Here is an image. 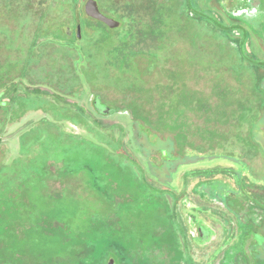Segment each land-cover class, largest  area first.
Returning <instances> with one entry per match:
<instances>
[{
    "label": "rangeland",
    "instance_id": "1",
    "mask_svg": "<svg viewBox=\"0 0 264 264\" xmlns=\"http://www.w3.org/2000/svg\"><path fill=\"white\" fill-rule=\"evenodd\" d=\"M85 1L0 0V264L81 261L87 246L77 235L118 212L128 238L148 234L140 248H159L145 254L150 261L206 264L215 252L186 243L183 228L195 221L192 213L220 231L219 242L240 235L238 215L217 196L241 195L239 169L246 182L264 178L251 132L261 116L264 124V70L199 17L200 10L211 14L212 0H97L120 21L114 28L88 16ZM258 2L251 9L259 12ZM254 36L264 50V35ZM253 52L264 59L259 47ZM93 94L119 113L98 117ZM135 120L151 147L139 150L144 159L159 163L152 147L178 140L185 165L167 176L177 194L161 188L154 171L148 182L145 160L132 151L137 141L131 150L125 145ZM254 133L264 151V134ZM212 186L215 199L207 197ZM230 203L244 213L243 201ZM210 206L229 218L211 219ZM165 208L177 216L174 229L165 230L158 217ZM112 251L117 264H131L128 253Z\"/></svg>",
    "mask_w": 264,
    "mask_h": 264
},
{
    "label": "flooded vegetation",
    "instance_id": "2",
    "mask_svg": "<svg viewBox=\"0 0 264 264\" xmlns=\"http://www.w3.org/2000/svg\"><path fill=\"white\" fill-rule=\"evenodd\" d=\"M226 1H227V3L231 2L230 0H226ZM98 4H99V2H98ZM243 4L244 5L239 9L243 10L246 8H251L246 4V2ZM84 8H85V5H84ZM99 8H100V4H99ZM100 10H101V8H100ZM94 20L102 22V21L97 20V19H94ZM244 26H247L246 21H245ZM62 29H63V33L66 36H69V33L66 32L67 31L66 29H68V30H70V29L68 27H63ZM76 35H77V27H76ZM77 37H78V35H77ZM249 40H254L253 41L255 44L254 49L256 47H259V49H261L263 51V54H264L263 45L260 41H258L255 38V36L250 37ZM248 41L246 42L247 48H248ZM253 57L258 58L259 57L258 53L254 54ZM258 59H261V58H258ZM259 86L264 87V84L260 83ZM79 90H81V92H82L81 87L79 88ZM56 95L59 96L61 100H64L63 94L59 95L58 93H56ZM96 96L100 97V100L102 101V103H104V104H107V103H105L102 100V98L99 94H93L92 95L93 100L91 99V101H93V110L96 112L98 117H105V118L111 119L110 116H116V114L119 113L120 109H117V108H116V111L114 113H109L108 115H104L102 113H99L95 107V104H94ZM107 105L110 106L109 104H107ZM110 107H113V106H110ZM262 117L263 116H261V118L259 119V123H260L259 125L255 122V126H256L255 128L264 134V126H263L264 124H262L260 121L262 119ZM121 133H119V135ZM131 134H132V138L130 137L129 141H124L127 148H129L131 150L130 145H133L134 142L137 141L136 143H138L137 145L140 146V148L135 147L134 150H132V151H137L139 153V150H142V151H145L147 153L151 150V147L148 146V141L144 138L143 134L141 136H140V134H137V135L135 133H131ZM156 135H159V139L162 136L161 134H158V133H156ZM262 136H264V135H262ZM162 137H164V136H162ZM252 138L255 140L254 145L256 146V149L261 154H263V157H264V151L262 150V145H261L262 142L259 141L258 138H256L255 133L252 134ZM177 142H178V140H174L173 145L168 146L167 148H162V143L159 144L158 148L152 147L153 148L152 151L157 152V154L159 156V160H160L159 163H157L156 161H154L152 159H144V157L141 156L143 154L141 151H140L141 153H139V154L137 153L138 157L143 159V162L145 160L144 164L146 165V168L143 167L144 164L143 165L141 164L143 167V168L142 167L141 168H142L143 173H145L147 176V179H148L147 181L150 182L149 181V178H151L150 171H154L155 172L154 174L159 178L156 181L157 182L160 181L162 183L161 188H168L169 192L173 191L170 188L171 187L173 188V186L175 184L172 186L171 183H169V182H171V179H168L167 176L168 177L172 176L171 170L176 171V170H178V168L185 165L183 163L185 161V159L181 158L176 153ZM160 150H163L162 151L163 153L160 152ZM166 151H169L170 155H173L176 157L175 158L163 157L164 152L167 153ZM150 162H154L156 166H152L150 164ZM242 168H244V169L247 168V165L244 162L242 164ZM187 172H189V171H187ZM236 174H237V177L239 178V185H240V191H238V192H240L241 195L233 194L232 196L227 195V198H225L224 196H217V198L220 199V202L223 203V206L226 208V210L228 212L232 213L233 215L236 214L239 217V224L238 225H239V228L241 230V233L237 237V239H235L233 241V243H226L231 239V235H230V237H229V235H227L226 236L227 239H224L223 242L222 241L219 242L220 240H217L215 237H217L220 234V231L218 233V229L212 227L210 224H208L206 222L204 223L202 221H197V220H199L197 215H195V214L192 215V213H190V215L193 216L195 221L192 222L190 227L187 226L188 228H186V229L183 228L188 233V234L186 233V237H187L186 243L192 242V243H195L198 246H202V247H203V245H205L206 250L211 251V252H215L213 254V256L211 257V259L209 260V262L206 264H217V262L214 263V257L217 255L218 252H221V256H220L221 263L220 264H264V178L263 177H257V178H254L255 180H253V182H251V181L246 182L245 180L242 179V177H243L242 169L237 170ZM193 183H197V182L194 181ZM183 186H185V185H183ZM195 186L196 185H194V187ZM213 188H214V186H212L210 188H206V191L209 194V195L207 194V197L210 199H215L214 194L212 192ZM165 190H164L163 194H165V192H167ZM173 193L177 194V191H173ZM196 194H197V191L195 189V195ZM182 198L183 197H181V199ZM166 199L167 198L165 196H162V200H166ZM174 199H177V197L175 196ZM231 200L243 201L241 208L244 211L245 215H248L251 219H248V218L244 219L242 216L244 213H242V211H239L238 209L233 207L232 204L230 203ZM166 201H168V200H166ZM210 209H212V212L209 214L211 219H215V217H214L215 215L217 217H218V215L219 216L221 215L222 218H229V216L226 215V213L223 211H220L219 213H217L218 211L213 209L212 206H210ZM164 211H165L164 213H162V212L159 213L161 216H158L160 219H163L164 221L166 220V223L164 222L165 227H163V228L165 230H166V228L174 229V223H175L174 219L177 218L176 214L173 213V211H171L170 208H165ZM117 215H121V214L118 212ZM183 229L182 228L180 229L181 233H185ZM156 230H157V228H153V229H150L148 232L153 233ZM158 230L160 231L161 229L158 228ZM139 235H142V234H139ZM142 236L136 237V239H140V238L141 239L140 240H134V241H133V239L131 240L130 238H128L129 239L128 254L130 255L131 264H135V263L136 264H138V263L139 264H158L157 263L158 260H156V262L150 261L149 260L150 258H147V257L149 255L151 256L153 254L158 253L159 248H157V246H156V247L147 248V250L146 249L142 250L140 248L141 247L140 244L145 240V237H147L148 234H145ZM131 238H132V236H131ZM132 243H134L135 245L137 244L136 245L137 249H134L131 246ZM196 249H198V248H196ZM142 251L144 254L142 253ZM147 252H149L148 256L145 255V254H147ZM162 264H169V263L166 260V261H163Z\"/></svg>",
    "mask_w": 264,
    "mask_h": 264
},
{
    "label": "trees",
    "instance_id": "3",
    "mask_svg": "<svg viewBox=\"0 0 264 264\" xmlns=\"http://www.w3.org/2000/svg\"><path fill=\"white\" fill-rule=\"evenodd\" d=\"M249 7H253L257 3L253 0H243ZM233 3H236L234 0ZM74 3L78 5L81 3V0H74ZM192 2H189V4ZM258 5L260 11L256 14L251 12V8H246L248 11H242L238 9L234 4L227 3L226 0H212L213 10L211 14L205 12L204 10L197 11L199 17L207 22H210L213 28L220 30L222 33L227 35L236 46L238 47L239 52L244 56V58L256 69L264 70V59H258L257 57H250L248 54H254V40H249L250 37H253L254 34L260 33L264 35V0H259ZM191 7V5H190ZM192 8V7H191ZM193 11V10H192ZM194 12V11H193ZM255 18H249V17ZM245 21L247 26H244ZM249 40V41H248ZM248 41V48L246 47V42ZM264 84V79L262 81ZM28 89L32 90L35 93H41V88L34 87L31 88L28 86ZM93 100V99H92ZM93 107V101H91ZM1 107V105H0ZM120 111V110H119ZM132 133L143 134V131L146 129L140 120H135L132 122ZM139 124V126L134 127L136 131L133 130V126ZM255 123L251 127V132H256L258 129L255 128ZM150 133H153L151 129H147ZM144 136V134H143ZM147 140V138L144 136ZM148 141V140H147ZM157 141V140H156ZM142 143V142H141ZM155 148L157 147L154 146ZM168 147V146H167ZM165 147V148H167ZM161 152V151H160ZM164 152L163 157L166 158H175L176 156L170 155L169 151ZM152 166H156L154 162H150ZM188 173V172H187ZM55 196L56 192H54ZM48 217H52V214H47ZM123 227V228H122ZM98 229V230H97ZM126 229L123 226V218L121 215L115 217V219L101 220L98 221L97 225H93L91 229L85 230L82 233L77 235V238L85 242L87 248L84 250L85 257L81 258V261L74 264H106L109 257H114V249L119 253L120 258L128 253L129 239L126 235ZM95 247L100 251L99 255L95 254ZM102 251V252H101ZM90 254V255H89ZM95 254V255H94ZM89 255V256H88ZM91 256V257H90ZM108 257V258H106ZM105 258L107 260H105ZM115 258V257H114Z\"/></svg>",
    "mask_w": 264,
    "mask_h": 264
},
{
    "label": "water",
    "instance_id": "4",
    "mask_svg": "<svg viewBox=\"0 0 264 264\" xmlns=\"http://www.w3.org/2000/svg\"><path fill=\"white\" fill-rule=\"evenodd\" d=\"M85 12L88 16L100 20L107 24L109 27H118L120 25V21L107 16L104 14L100 8L97 0H87L85 2ZM77 35L78 37H81V25L77 24ZM95 107L99 113L102 114H109L114 113L116 111V108L110 107L107 104L102 103L99 96L95 97ZM106 264H117L116 259L114 257H109Z\"/></svg>",
    "mask_w": 264,
    "mask_h": 264
},
{
    "label": "clouds",
    "instance_id": "5",
    "mask_svg": "<svg viewBox=\"0 0 264 264\" xmlns=\"http://www.w3.org/2000/svg\"><path fill=\"white\" fill-rule=\"evenodd\" d=\"M249 2H250V0H249ZM242 11L247 12L248 10L247 9H243ZM251 12L256 14V13H258V9L253 8V9H251ZM249 18H255V17L253 16V17H249Z\"/></svg>",
    "mask_w": 264,
    "mask_h": 264
}]
</instances>
